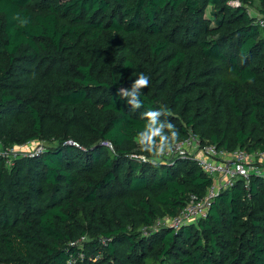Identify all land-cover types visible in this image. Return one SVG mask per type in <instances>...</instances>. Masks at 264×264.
Here are the masks:
<instances>
[{
  "label": "trees",
  "instance_id": "16d2710c",
  "mask_svg": "<svg viewBox=\"0 0 264 264\" xmlns=\"http://www.w3.org/2000/svg\"><path fill=\"white\" fill-rule=\"evenodd\" d=\"M230 1L0 0V140L57 141L10 171L0 160V264H264L263 175L198 224L152 228L214 179L135 142L166 106L175 143L264 151V0ZM141 72L133 109L116 93Z\"/></svg>",
  "mask_w": 264,
  "mask_h": 264
},
{
  "label": "built area",
  "instance_id": "2783aa9c",
  "mask_svg": "<svg viewBox=\"0 0 264 264\" xmlns=\"http://www.w3.org/2000/svg\"><path fill=\"white\" fill-rule=\"evenodd\" d=\"M229 3L235 6L240 2L231 0ZM258 22L260 27L264 29V16L260 17ZM4 146L3 141L0 140V157L10 164V157L15 152V148ZM22 148L21 151H24ZM39 153L27 154L25 152L23 156ZM177 156L195 159L203 170L213 177L214 183L208 189L204 198L198 199L192 196L176 215H166L157 219L152 228L169 227L178 229L185 225L198 224L209 216L211 204L221 190L229 188L239 178L248 180L252 174L264 176V151L249 152L241 148L235 151L221 150L213 143H203L196 135H191L188 139L174 143L172 151L166 152L163 157L172 158ZM149 230L150 228H145V231Z\"/></svg>",
  "mask_w": 264,
  "mask_h": 264
},
{
  "label": "clouds",
  "instance_id": "9594fccd",
  "mask_svg": "<svg viewBox=\"0 0 264 264\" xmlns=\"http://www.w3.org/2000/svg\"><path fill=\"white\" fill-rule=\"evenodd\" d=\"M18 20L20 26L28 23L26 18H21L19 14L13 17ZM150 83L149 77L141 72L131 83L130 87H121L116 95L125 99L127 104L133 109H139L142 106L140 100L142 89L147 88ZM169 110L166 106H162L157 110H149L142 114V118L146 121L143 130L139 131L135 137V142L142 153H148L150 160L147 162L156 163L166 152H171L175 141L178 138V130L167 119Z\"/></svg>",
  "mask_w": 264,
  "mask_h": 264
},
{
  "label": "rangeland",
  "instance_id": "374dc122",
  "mask_svg": "<svg viewBox=\"0 0 264 264\" xmlns=\"http://www.w3.org/2000/svg\"><path fill=\"white\" fill-rule=\"evenodd\" d=\"M255 10V14L262 17L264 15L261 14V12H259L260 9V4L258 2H256L255 6L253 7ZM100 143H105L104 141H99ZM23 143V144H22ZM22 143H14V144H10V145H5L4 147H9V148H15V152H13V155L11 154L10 157V164L7 163L6 160H4L3 158L0 157V160L4 161V168L6 171H10L12 165H14L16 159L22 158L23 153L27 152L28 153H39L41 151H44L46 148L48 147H53L54 145H56L57 141L51 143V142H46V141H38V140H32L30 142H22ZM23 146V148H22ZM24 151H21V148ZM160 160V159H159ZM162 160V158H161ZM93 240V238L87 236L85 237L81 242H80V247L83 249L84 247H87L88 244L87 243H91Z\"/></svg>",
  "mask_w": 264,
  "mask_h": 264
}]
</instances>
